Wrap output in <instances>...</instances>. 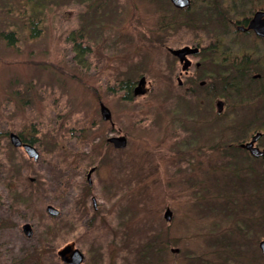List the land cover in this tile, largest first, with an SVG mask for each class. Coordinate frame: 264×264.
I'll return each instance as SVG.
<instances>
[{
    "label": "rangeland",
    "instance_id": "1",
    "mask_svg": "<svg viewBox=\"0 0 264 264\" xmlns=\"http://www.w3.org/2000/svg\"><path fill=\"white\" fill-rule=\"evenodd\" d=\"M144 1L129 0L136 9L128 5L124 15L130 13V17L131 14L142 17L151 36L176 47L175 27L162 32L157 29L158 16L161 12L166 13L167 8L149 6ZM118 2L49 0L44 9L43 35L25 39L16 12L18 0H0V34L15 31L18 38L13 47L6 46L0 37V185L13 174V169L17 170L20 198L26 196L27 199L20 201V209L16 208L20 223H28L34 228V236L29 242L22 233L15 234L12 239H0L3 243L0 264L12 256L13 245L21 247L19 255L23 256L24 248L30 243L34 246L41 242L45 246L51 242L52 251L39 245L41 247L33 253H37L38 264H55L54 254L59 245L67 241L80 242L77 234L85 231L82 228L87 227V214L78 226L66 230L69 231L67 240L60 236L64 216H71L67 214L71 206L66 203L71 196L70 193V197L66 195L71 186L85 183L86 170L93 163L96 171L91 179L99 185L93 188L96 196L99 195L96 215L102 223L107 222L109 228L114 227L110 233L116 241L113 244L110 236L111 243H108L104 227L107 232L109 228L103 227L102 223L101 227L96 224L91 233H100L97 245L100 264L146 263L148 251L143 260L137 249L156 236L162 241L168 239L171 245L158 247L165 250L161 254L153 249L155 255L150 256L152 262L148 264H187L188 260L184 261L187 253H205L211 242L221 236L223 240L228 238L229 235L224 234L226 226L230 232L243 221L246 227L254 228L255 221L259 220L257 206L263 182L257 180L258 171L256 177L252 173L250 180L239 185L234 182L242 165L240 159L236 160L240 165L234 167L235 176L229 174L226 179L230 167L209 170L207 167L216 163L209 156L207 159L203 154L187 158L183 154L172 156L173 140L168 128L163 126L176 111L178 68L164 48L130 45L128 39L135 40L137 30L129 32V37L123 32L131 30L136 21L134 18L131 23L126 19L120 32L115 29L118 22L111 16ZM126 15L124 19L128 18ZM81 27L86 32L84 44L92 50L87 55L91 64L89 70L75 63L72 44L66 40L70 31ZM181 36L188 37L184 33ZM7 41H11L10 38ZM140 73L146 87L151 88L150 92L145 96H132L131 101L123 100L120 80L127 77L133 80L140 77ZM180 102V107L192 112L194 103L184 99ZM101 104L111 111L113 132L126 136L123 148L114 151L105 142L104 138L111 131L99 117ZM233 104L229 99L225 114L212 118L214 123L222 126L241 119L240 113L233 114L236 109ZM186 122H182L185 126L176 128V145L180 138L190 140L187 127L190 123ZM30 124L38 132L37 161L28 158L22 150H10L3 136L6 130L18 131ZM200 130L205 131V127L202 125ZM201 131L197 130V135ZM80 133L82 137L75 140ZM192 148L189 144L186 151H192ZM94 149L99 151L96 160L92 159ZM113 184L117 190L114 193L110 192ZM31 188L35 190V199L31 196ZM76 191L74 188L72 195ZM249 192L254 194L248 197ZM110 193L115 196L110 197ZM146 198L148 202H145ZM46 200L60 211L59 217L48 215ZM167 208L171 212L168 221L163 218ZM251 231L260 233L258 226ZM52 233L60 235L52 241ZM250 236V240L243 239L242 251L237 255L238 264H264L258 248L264 235L260 239L253 233ZM7 249L10 254L8 252L4 257ZM215 249L217 247L212 245V250Z\"/></svg>",
    "mask_w": 264,
    "mask_h": 264
},
{
    "label": "flooded vegetation",
    "instance_id": "2",
    "mask_svg": "<svg viewBox=\"0 0 264 264\" xmlns=\"http://www.w3.org/2000/svg\"><path fill=\"white\" fill-rule=\"evenodd\" d=\"M100 1L103 3L104 0ZM118 1L116 7L113 8L111 16L112 20L116 23L118 22V26L115 29L120 32L119 28L120 26L123 27L125 20L127 19L131 23L133 21L132 18H134L136 21L131 26V30L123 32V34L129 37L132 31L137 30L138 34L135 36L137 38L135 40L128 39L130 45L145 48L152 46L164 48L178 68L176 76V111H174L171 120L165 122L166 125L163 126L165 129L168 128V132L171 134V139L173 140L172 156L174 158L176 155L181 157L183 154L187 158L203 154L206 159L209 156L210 159L216 161L215 164L207 167L209 170L219 167L222 170H226L230 167L234 171V167L236 168L240 165L239 161L236 160L240 159L242 160V167L239 166L238 171L249 180L250 173L255 174L257 170H260L259 159H264V154L256 157L245 148V145L252 141V148L264 151V0H188L189 4L184 7L174 6L170 0H145L144 3L146 5H157L161 6V8L165 6L167 8L166 13L161 12L158 16L157 29L162 32L168 27H175L177 37L176 47L167 44L164 40L155 39L151 36L142 17H133L132 14L130 17L128 16L129 13L128 15L125 14L128 18L124 19V13L128 5L133 7V9H136V7L129 0ZM127 32L130 33L127 34ZM182 33L188 35V37H182ZM171 50H182V52L173 55ZM134 78L131 80L127 77L120 80L124 86V88L120 89L122 90L121 96L123 100L126 95L129 97L127 93L133 97H139L145 96L150 92L151 88L146 87L144 82H140V79L144 78L141 73L140 77ZM181 99H184L185 102L190 100L195 104L192 112L188 113L182 106H179ZM229 99L235 103L233 105L236 109L233 113H240L242 115L241 119L234 122L228 121L222 126L214 123L212 118H220L225 114L224 110L229 103ZM244 111H246L245 113H250L251 116L244 114ZM99 117L101 122L109 125L111 132L104 140L115 151L116 148L112 143L108 142V138L111 136H118L115 131L113 132L115 127L111 111L110 117L104 120L100 114L99 106ZM184 121L190 123V126L187 124V127L190 129V140L187 142L184 138H180L178 145H176V128L185 126V124H182ZM202 125L205 127V131L200 130ZM28 126H31V124ZM23 127L18 131L6 130L3 136L10 150L17 148L26 154L22 145L29 144L36 149L35 144L37 142L35 144L30 142L31 133L26 132ZM197 130L201 131L198 135ZM12 133L16 134L21 140V144L17 147H14L10 142V134ZM81 135L82 133L74 139L78 141ZM124 137L126 138V136ZM253 138L254 140H252ZM189 144L193 146L192 151H186ZM92 156V159L96 160V157H99V151L94 149ZM32 160L37 161V159ZM250 164L252 167H250ZM90 169H93V171L89 172ZM16 171V169H13V174L8 177L6 182L0 185V239H12L15 234L22 233L25 240L29 242L34 236V228L31 227L29 235H26L22 230V226L26 223H20V213L16 208L20 209V201H27V199H25L26 196L20 198L21 189ZM95 171L96 165L93 163L86 170L85 183L68 187L69 190L66 197L69 196V193L71 197L69 196L70 199H67L66 203L71 207L67 214H71V216H64L63 219L65 221L62 222L61 235L52 233L50 240L54 241L58 238V235L67 240L69 231L67 232L66 230L73 229L76 227L75 225L78 226L85 214L88 215L86 220L87 227H83L82 229L85 228V231L77 234L80 240L79 243L67 241L57 247L53 259L55 264H74L70 261L73 260L75 251L79 256L78 264H100L99 253H97L100 251V248L97 246L99 244L98 240L100 241V233L96 235L97 233L91 232L95 230L96 224H99V227L102 224L103 227H108L109 225L104 221L102 223L96 215L99 195L96 196L93 188L99 187V185H96L94 180L92 181L91 179ZM74 188L77 191L72 195ZM110 192H117L116 185L110 186ZM31 194L32 198L35 199L36 194L33 188H31ZM109 196L112 197L115 194L110 193ZM144 200L148 202L147 198ZM45 202V209L48 205L53 206L50 200H46ZM133 202L139 203L137 201ZM87 204H89V207ZM5 207L6 210H4ZM256 211L258 210L256 209ZM48 215L51 218H57L60 215V211L57 209L55 215ZM240 223L242 224L241 228H239V224H235L236 227H232L234 229L230 232L226 226L227 230L224 234L229 235L228 238L223 240L221 236L219 240H216L214 243L211 242V247L205 253L203 252L198 255H193L191 252L187 253V258H184V261L188 260L187 264H238L237 255L238 252L242 251L243 239L248 238L250 240L251 233L256 234L257 238L259 236V232L251 231L257 227L256 221L254 228L250 225L246 227L243 221H240ZM113 228H109V232H107L104 227V234L106 233L108 236L106 238L108 243L111 236L112 243L115 244V238L110 233ZM244 228L247 231H243ZM43 244L39 242L38 245L35 244L33 246L30 243L24 248L23 256L19 255L21 247L13 245L12 256H8L7 258L9 259L5 258L2 264H30L29 262L32 260H35V264H38L37 257L35 256L37 253H33V251L37 252L41 247L39 245ZM2 245L3 243L0 242L1 248ZM212 245L216 246L217 249L212 250ZM44 248L45 250L50 249L52 251V243H48ZM62 250H65V252L60 256L59 252ZM9 251L7 249L3 253L4 257H6ZM146 251L148 250L145 243L137 249V254L142 255ZM163 251H165L164 248L154 250V252H159L160 254ZM210 252L213 253L209 257ZM143 260H145V257ZM142 264H148V262Z\"/></svg>",
    "mask_w": 264,
    "mask_h": 264
},
{
    "label": "trees",
    "instance_id": "3",
    "mask_svg": "<svg viewBox=\"0 0 264 264\" xmlns=\"http://www.w3.org/2000/svg\"><path fill=\"white\" fill-rule=\"evenodd\" d=\"M49 0H18L19 2V7L18 9H16L17 12V16L19 17V19L21 20L20 23V29H22L24 31L25 35V39H35V38H41V36L44 33V9L46 6V2ZM15 26V24H14ZM0 37L3 39L4 44L6 46L12 45L13 47H15V41L14 40H18L17 38V33L15 31H11V32H1ZM86 37V32L84 30V28H78L75 30H72L69 32L68 36L66 37V40L71 42L72 44V51L74 53V61L75 63L86 70L90 69V60L89 58H87V55L91 53V49L89 47V45L84 44V39ZM10 38L11 41H7ZM120 88H124L123 83H119ZM129 95V97L126 95L124 97V100H130L132 98V96L127 93ZM235 114V113H233ZM232 114V115H233ZM23 129L26 130V132H30L31 133V140L30 142L35 144L37 142V129L34 125L31 126H24ZM26 136V135H25ZM260 161V170L258 171V179H260V181H262L263 185L260 188V203L258 205V209H259V220L256 221L257 226L260 229V233L258 236V239H260L263 235H264V159H259ZM250 167H252V165L250 164ZM230 172L225 174L226 179L229 178V174L232 176H235V172L232 170H229ZM253 177L252 173H250V178L249 180ZM255 177H256V173H255ZM247 180V178L242 175V174H238V179L234 182L235 184H241L246 183L245 181ZM260 183V182H259ZM227 192H231V191H227ZM252 194H254L253 192H249L248 193V197L252 196ZM246 198V197H245ZM246 200V199H245ZM257 209V210H258ZM236 222V221H235ZM239 228H241V225L239 224ZM243 231H247L246 228L243 229ZM168 246L171 245V241H169L168 239H166L165 241H162L161 238H159L158 236H156L153 240L148 241V243H146V248L148 250L147 256H148V263H151L152 260L150 259V256L155 255L152 250L157 249L160 246ZM255 246H257V243L255 242ZM156 253V252H155ZM146 255L145 254H139V258L143 259Z\"/></svg>",
    "mask_w": 264,
    "mask_h": 264
},
{
    "label": "water",
    "instance_id": "4",
    "mask_svg": "<svg viewBox=\"0 0 264 264\" xmlns=\"http://www.w3.org/2000/svg\"><path fill=\"white\" fill-rule=\"evenodd\" d=\"M171 3L174 6H178V7H184L187 6L189 4L188 0H170ZM179 52L181 51H176V50H171V53L173 55L179 54ZM140 82L143 83L144 82V78L140 79ZM219 105V102H218ZM100 114L102 116V119L107 120L110 117V111L109 109L104 106V105H100ZM255 138V137H254ZM254 138L252 140H254ZM10 142L14 147H17L21 144V140L20 138L16 135V134H10ZM108 142L112 143V145L115 148H123L126 144V138L124 136H114V137H110L108 138ZM24 151L26 152L27 156L29 158H32L34 160L38 159V151L29 144H23L22 145ZM245 148L253 155V156H260L264 154V151H258L256 148H252V141H250L249 143H247L245 145ZM93 171V169H90L89 172ZM46 210L49 214L51 215H55L57 213V209L54 208L53 206L48 205L46 207ZM171 217V212L170 210L167 208L163 214V218L164 220L168 221ZM22 230L24 231V233L26 235H29L31 232V226L30 224L26 223L22 226ZM258 248L259 251L261 252V254L264 256V236L262 237V239L258 242ZM65 252V250L60 251L59 255H63ZM74 264H78L79 263V256L76 254V251L73 254V260L70 261Z\"/></svg>",
    "mask_w": 264,
    "mask_h": 264
}]
</instances>
